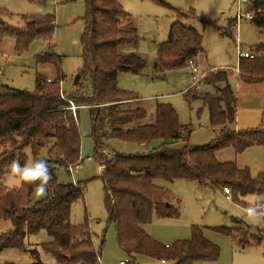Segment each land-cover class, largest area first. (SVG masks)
Wrapping results in <instances>:
<instances>
[{
  "label": "trees",
  "instance_id": "trees-1",
  "mask_svg": "<svg viewBox=\"0 0 264 264\" xmlns=\"http://www.w3.org/2000/svg\"><path fill=\"white\" fill-rule=\"evenodd\" d=\"M169 8L162 0H150ZM251 22L264 32V0H249ZM0 43L6 37L15 40V50L25 51L35 39L51 42L55 34V17L35 15L23 18L22 28H10L1 19ZM193 16V15H192ZM189 16L177 13L169 30V40L158 48L152 65L153 74L161 77L167 72L183 70L194 64L202 53V37L182 21ZM131 17L124 12L118 0H87L85 29L81 37L83 68L79 73L76 92L65 98L61 89L65 76L61 57L52 53L38 56L40 64L52 65L57 76L49 79L38 75L34 93L14 91L0 94V182L6 178V166L14 159L21 165L27 158L22 150L31 148L38 159L48 149L51 175L61 166L65 169L80 165L81 135L78 110L71 105L89 107L94 142V157L100 164L105 186V206L109 221L115 225L118 246L136 264L145 257L172 264H195L215 261L219 257L216 246L203 238L199 228H192L190 240L164 246L143 230L154 214L159 218H178L180 212L171 203L169 191L155 181L185 180L214 189L228 188L237 204L247 196L264 193V174L252 178L248 169H239L235 163L219 162L217 153L232 149L236 155L247 149L264 147V128L235 132L228 128L236 120L237 98L227 83L230 71L208 73L203 83L216 88L217 93L200 94L189 89L186 101L199 100L207 108L210 124L220 129V138L204 147H190L184 139L189 128L180 125L175 110L168 104L155 106L153 123H143L147 113L143 108H126L128 101L140 98L118 87L120 73L139 74L145 64L133 52L139 36L131 27ZM236 22V19L232 22ZM232 25V24H231ZM127 50H131L127 52ZM239 78L243 83L264 81V44L254 48L252 59L239 60ZM162 78V77H161ZM226 84L224 88H217ZM186 138V137H185ZM118 140L129 144L149 145L161 141L162 146L142 155L115 154L108 159L103 154L107 142ZM181 145L174 146L176 142ZM37 182H22L18 189H9L0 183V221H11L13 230L0 235V251L23 250L27 236L45 231L51 238L41 249L55 259L56 264H101L100 253L93 246V234L87 225L71 223L75 204L84 201L79 184H60L56 178L49 181L47 197L31 204ZM217 232L231 238L245 250L262 245L250 234L251 228H217ZM262 233L264 231L258 230ZM32 264H43L37 251H32ZM14 264V263H5Z\"/></svg>",
  "mask_w": 264,
  "mask_h": 264
},
{
  "label": "rangeland",
  "instance_id": "rangeland-1",
  "mask_svg": "<svg viewBox=\"0 0 264 264\" xmlns=\"http://www.w3.org/2000/svg\"><path fill=\"white\" fill-rule=\"evenodd\" d=\"M87 0H0V10L6 12L2 21L10 28H22L23 18L35 15L55 17V34L51 42L35 39L29 47L18 53L15 40L6 37L0 43V94L14 91L34 93L38 75L55 79L57 72L52 65L40 64L38 56L54 54L61 57V70L65 76L61 84L63 96L70 98L76 92L74 79L83 68L81 37L84 33ZM170 7L166 8L150 0H118L122 9L131 17V27L136 28L139 41L137 55L145 68L139 74L120 73L118 87L138 96L136 101H128L126 108H143L147 117L143 123H153L155 106L170 105L178 116L180 125L189 128L184 132L190 147L211 145L220 138V130L210 124L207 108L199 100L186 101L189 89L200 94L215 95L213 86L203 83L208 73L230 71L232 75L227 83L237 98L236 120L228 128L235 132H247L264 128V81L256 84L243 83L238 69V53L253 54L254 48L264 44V32H261L248 20L249 0H162ZM177 13L188 17L182 21L188 27L196 29L202 37V53L193 67L167 72L158 77L153 74L152 65L156 60L158 48L169 40V30L176 20ZM241 19L232 23L237 15ZM193 15V16H192ZM232 24V25H231ZM79 82V80H78ZM78 84V83H77ZM220 84L217 88H224ZM78 110L77 119L81 135L80 165L65 169L57 167L52 178L60 184H79L84 191V201L75 204L71 211V223L87 225L93 236V246L100 253L101 264H134L133 260L119 248L116 240L115 225L109 221L105 206V186L101 179L100 164L94 157V142L91 138L92 125L89 107L71 108ZM70 108V110H71ZM221 129V128H220ZM157 141L149 145L129 144L110 140L103 154L111 159L115 154L142 155L162 146ZM175 143L174 146H177ZM4 149L0 145V154ZM27 161L35 160L31 148L22 150ZM38 159L48 160V149L39 154ZM219 162L235 163L239 169H248L252 178L264 174V147L254 146L243 154L236 155L232 149L217 154ZM51 178V179H52ZM9 189H18L21 181L8 177L0 182ZM154 184L170 192L171 203L179 209L178 218H159L153 215L143 230L150 238L164 246L177 241L190 240L192 228L197 227L203 238L216 246L219 257L215 261H200L195 264H264V216L249 223L243 214L248 205L247 196L237 204L232 194H225L223 188L217 190L211 186H199L185 180L174 182L155 181ZM31 196V204L45 199ZM228 197V198H227ZM251 228L250 234L262 241V245L241 250L235 242L217 228ZM13 230L11 221H0V235ZM51 241L45 231L25 238L23 250L5 249L0 251V264H32V251H37L43 264H56L41 246ZM136 264H163L159 260L138 257ZM172 264V263H165Z\"/></svg>",
  "mask_w": 264,
  "mask_h": 264
},
{
  "label": "clouds",
  "instance_id": "clouds-1",
  "mask_svg": "<svg viewBox=\"0 0 264 264\" xmlns=\"http://www.w3.org/2000/svg\"><path fill=\"white\" fill-rule=\"evenodd\" d=\"M5 175L21 182H37L33 186L36 195L43 198L47 195L49 181L51 180L50 166L47 160L35 159L31 163L21 165L14 159L6 166ZM244 218L249 223L256 222L264 216V193H259L249 198L248 205L243 209Z\"/></svg>",
  "mask_w": 264,
  "mask_h": 264
},
{
  "label": "built area",
  "instance_id": "built-area-1",
  "mask_svg": "<svg viewBox=\"0 0 264 264\" xmlns=\"http://www.w3.org/2000/svg\"><path fill=\"white\" fill-rule=\"evenodd\" d=\"M239 2H241V0H238ZM248 15V20H252V15L251 14H247ZM241 19V17L239 16V13H238V15H237V17H236V20L237 21H239ZM253 58V54H251V53H238V59L239 60H242V59H252ZM189 65L191 66V67H193L194 66V62L193 61H190L189 62ZM237 72L239 73V71L237 70ZM75 109L76 108H71V110H72V112L73 113H75ZM224 192H225V194L226 195H230V190L228 189V188H225L224 189ZM120 264H123V263H120Z\"/></svg>",
  "mask_w": 264,
  "mask_h": 264
},
{
  "label": "crops",
  "instance_id": "crops-1",
  "mask_svg": "<svg viewBox=\"0 0 264 264\" xmlns=\"http://www.w3.org/2000/svg\"><path fill=\"white\" fill-rule=\"evenodd\" d=\"M129 51H131V50H127V52H129ZM133 52H135V53L137 54L136 48L133 49ZM194 65H195V64H194ZM237 70H238V69H237ZM237 70L235 69L236 72H237ZM237 73H238V72H237ZM218 129L220 130V128H218ZM182 142H183V141H178V142H176V143H178L177 145H181ZM159 143H163V142L160 141V142H158V144H159ZM226 150H228V149H226ZM223 151H224V150H223ZM220 152H222V151H220ZM220 152H218V153H220ZM218 153H217V154H218ZM222 163H223V162H222ZM100 171H101V169H100ZM226 196H227V195H226ZM227 198H228V197H227ZM49 242H50V241H49ZM161 263L165 264L166 262H163V261H162Z\"/></svg>",
  "mask_w": 264,
  "mask_h": 264
},
{
  "label": "water",
  "instance_id": "water-1",
  "mask_svg": "<svg viewBox=\"0 0 264 264\" xmlns=\"http://www.w3.org/2000/svg\"><path fill=\"white\" fill-rule=\"evenodd\" d=\"M78 80H79V75H77V76L75 77V79H74V86H76V85H77V83H78Z\"/></svg>",
  "mask_w": 264,
  "mask_h": 264
}]
</instances>
